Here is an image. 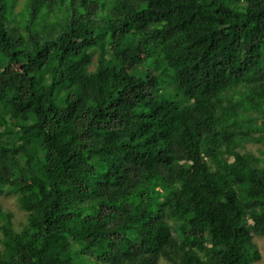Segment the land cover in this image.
I'll list each match as a JSON object with an SVG mask.
<instances>
[{"label":"trees","instance_id":"trees-1","mask_svg":"<svg viewBox=\"0 0 264 264\" xmlns=\"http://www.w3.org/2000/svg\"><path fill=\"white\" fill-rule=\"evenodd\" d=\"M247 143L264 0H0V264H256Z\"/></svg>","mask_w":264,"mask_h":264},{"label":"rangeland","instance_id":"rangeland-1","mask_svg":"<svg viewBox=\"0 0 264 264\" xmlns=\"http://www.w3.org/2000/svg\"><path fill=\"white\" fill-rule=\"evenodd\" d=\"M138 71L139 70L136 69V72ZM246 149L257 155L260 154L262 155V152H264V144L247 143ZM0 204L2 205L3 208H8L14 214V220L20 219L22 217L21 211H19L15 201H13L12 198L0 197ZM254 240L261 253V257L256 264H264V238L255 237Z\"/></svg>","mask_w":264,"mask_h":264}]
</instances>
